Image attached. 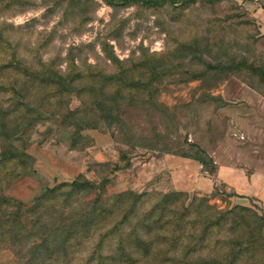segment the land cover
Instances as JSON below:
<instances>
[{"label": "rangeland", "instance_id": "rangeland-1", "mask_svg": "<svg viewBox=\"0 0 264 264\" xmlns=\"http://www.w3.org/2000/svg\"><path fill=\"white\" fill-rule=\"evenodd\" d=\"M110 1L0 0V26L10 41L0 48V63L19 59L69 70L73 77L83 73L74 92L58 94L15 68L0 70L8 87L0 90L6 131L18 122L15 134L0 137V160L2 144L28 155L0 163V222L10 229L0 243V264H124L106 254L116 248L117 236L95 254L99 234L66 250L59 245L64 232L57 230L94 205L113 204L104 212L107 229L132 205L133 198L116 200L127 191L145 195L124 234L165 193L186 194L166 212L183 219L187 244L171 246L156 228L157 247L140 251L138 264L190 259L187 245L211 213L200 199L223 211L250 208L207 240L213 245L223 239L216 246L221 254L241 242L238 264H264L263 200L236 192L219 173L224 161L249 174L254 161H264V82L255 71L264 63V0H198L191 6L185 0L159 6ZM105 45L120 63L106 57ZM241 61L252 66L238 68ZM12 84L19 95L9 90ZM79 175L95 189L74 199L72 210L65 205L64 214L59 208L37 224L29 214L35 200ZM192 202L191 212H184ZM209 245L196 249L209 255Z\"/></svg>", "mask_w": 264, "mask_h": 264}, {"label": "trees", "instance_id": "trees-1", "mask_svg": "<svg viewBox=\"0 0 264 264\" xmlns=\"http://www.w3.org/2000/svg\"><path fill=\"white\" fill-rule=\"evenodd\" d=\"M166 0H111L110 2L114 3H140L145 6H159ZM198 0H185L188 6L195 4ZM208 2H216L219 0H207ZM5 27L0 26V48L1 50H6L9 44V40L5 35ZM10 45V44H9ZM103 51L106 57L113 63H120V59L114 54V52L110 49V46H103ZM242 65L238 68H244L252 65H247V61H241ZM233 61L228 64L232 65ZM24 66L21 69L20 66ZM210 66V65H208ZM212 66V65H211ZM5 68H15L17 69L21 75H23L27 81L32 82L35 86H46L47 88L59 93H72L74 92L73 88L76 83L80 80V77L83 76V73H80L79 76L73 77L71 72L68 70L66 72H62L60 69H48L46 67H38L35 65H31L26 63L25 61L17 60L16 63L8 61L0 63V70ZM259 71L261 81L264 82V63L260 66H257L255 71ZM126 71V70H124ZM123 71V72H124ZM115 80V75L111 74L108 76V81L113 82ZM5 84L0 81V90H5ZM12 92L19 95V90L17 89L15 84H12L10 89ZM27 105L30 107L37 106L31 101H25ZM30 112H34V109H28ZM6 116L7 113L0 110V137L9 139L12 134H15L18 128V122L12 128V132H8L7 124H6ZM42 118V117H39ZM29 124V122H27ZM28 155L24 152H17L13 149L12 146L2 144V153L0 163H6L11 160H22V158L27 157ZM18 158V159H17ZM23 165L25 161H22ZM205 165V163H204ZM3 167L7 169V164H3ZM21 172H15L13 176H18ZM22 174V173H21ZM5 175V182H8V178ZM95 184L89 179L85 178L83 175H79L71 182H63L54 187L47 188V190L35 200L32 207L29 209V214L32 218L35 219L37 224L45 222L46 219L49 218L52 211L57 212L59 208H63V214L66 206H69L72 210V206L74 207L77 201L74 199L81 196L83 193L92 192L95 189ZM144 193H134L133 191L122 192L116 196V200H129L133 198L132 205L123 213L122 219L116 221L110 227H106L104 225V212L106 210H111L112 205L107 207H98L94 205V207L90 210H86L84 212L79 213L73 218H69L68 222H63L60 228V232L63 233V239L60 244L62 249H68L69 247L77 244L82 241H86L92 239L96 234H99L100 238L95 247V254L101 249L102 244L107 241L110 242V239L117 236L116 248L110 249L107 251V256L110 259L120 260L122 263L138 264L141 260L138 257V253L142 251L143 253H149L151 250L157 247V241L155 234H152L156 231V228L159 230L161 228V232H159V237L161 239L166 240L168 244L171 246H185L186 238H183V234L185 233L183 228V219L179 217H174L171 213L166 212L167 208L170 207L171 202L174 200H178L180 197L186 195L182 192H170L165 193L162 198L156 203L150 210H148L143 217L137 220V223L134 226L130 227L126 234L123 233L124 226L127 220H129L137 210L142 198L144 197ZM73 200V202H72ZM97 202L101 201L100 196L95 199ZM202 206L207 204V207L210 209L211 213L207 214L203 223L204 229L201 232V235L195 238L192 244L187 245V249L190 251L188 256L190 259L185 261V264H238V259L240 258L241 251L243 249V243L240 242V247H236L235 245H229V249L225 254H221L220 250H217L216 246L223 239H215L214 244L210 243L207 240V234H213L215 232L217 234L224 225L228 222V220L233 218V220L237 221L238 214H241L240 211L247 210L250 211L248 207H239L236 206L232 209L228 210H219L214 206L208 204L206 199H200ZM66 205V206H65ZM193 207V202L188 205H183V211L186 213H190ZM57 210V211H56ZM160 211V212H159ZM256 215V214H255ZM257 216V215H256ZM69 217V215H68ZM235 221V222H236ZM169 225H176L177 228L169 229ZM179 225V226H178ZM59 227V226H58ZM57 229V228H56ZM219 229V230H217ZM154 231V232H153ZM10 229L6 228L0 222V243L4 240V235H9ZM237 237V236H236ZM187 244V243H186ZM211 244L212 247L211 253L203 254L201 250L205 247L204 245ZM236 244V242H235ZM203 245L202 249L199 251L196 249V246ZM210 246V245H209ZM216 248V249H215ZM220 249V248H219ZM99 253V252H98ZM103 256V253L101 254ZM117 255V257H116Z\"/></svg>", "mask_w": 264, "mask_h": 264}, {"label": "crops", "instance_id": "crops-1", "mask_svg": "<svg viewBox=\"0 0 264 264\" xmlns=\"http://www.w3.org/2000/svg\"><path fill=\"white\" fill-rule=\"evenodd\" d=\"M253 164L256 167L255 171L249 174L244 167L231 161H224L221 163L219 173L236 192L247 196H258L264 203V161L256 160Z\"/></svg>", "mask_w": 264, "mask_h": 264}]
</instances>
